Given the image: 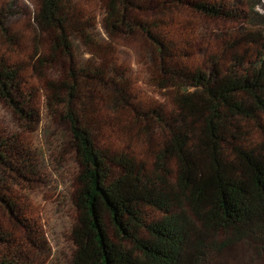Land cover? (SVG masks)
I'll return each mask as SVG.
<instances>
[{
	"label": "trees",
	"instance_id": "16d2710c",
	"mask_svg": "<svg viewBox=\"0 0 264 264\" xmlns=\"http://www.w3.org/2000/svg\"><path fill=\"white\" fill-rule=\"evenodd\" d=\"M98 1L97 12L83 0H0V98L37 117L36 108L20 107L32 95L24 71L29 66L39 78L46 65L60 69L45 83L44 103L69 127L81 167L72 264H202L215 235L264 234L260 0ZM23 3L31 6L36 43L17 58ZM196 16L222 21V44L209 45ZM141 82L174 106L149 102ZM111 112L130 115L145 135L159 133L156 170L146 172L116 147L107 132L117 131L108 125ZM33 161L21 139L0 134V204L12 214L20 205L2 183L35 175ZM146 207L159 216L147 222ZM20 245L0 224V264H29Z\"/></svg>",
	"mask_w": 264,
	"mask_h": 264
},
{
	"label": "rangeland",
	"instance_id": "374dc122",
	"mask_svg": "<svg viewBox=\"0 0 264 264\" xmlns=\"http://www.w3.org/2000/svg\"><path fill=\"white\" fill-rule=\"evenodd\" d=\"M84 6L91 11H99L98 0H83ZM24 11L16 19L21 42L20 54H30L32 45L36 43V30L31 24V14L28 3H23ZM257 13H264V0L256 7ZM200 27L210 38L209 45L222 44L227 37V31L218 20H206L195 17ZM41 48L40 52L46 47ZM127 55V52L125 51ZM135 71L142 69L133 65ZM39 78L28 66L26 74H31V101H19L22 109L38 110V116L31 118L21 114L18 109L5 103L0 98V134H14L30 148L35 175H17L6 177L2 183L5 197L20 205V212L12 214L4 203L0 204V224L6 226L20 243L29 264H72L76 245L72 236L73 227L79 225V211L73 199L81 185L78 181L81 167L74 148V139L69 127L62 122L55 111H49L44 100L47 90L45 83L57 79L59 66L44 67ZM139 92L151 103L162 102L166 108H171V96L158 92L151 86L138 83ZM31 111V110H30ZM130 115L111 112L108 125L115 126L117 131H108L116 147L126 148L137 158L146 172L156 170L157 157L163 148L161 136L153 131L145 135L140 130L141 124H135ZM107 127V126H106ZM260 134V133H259ZM77 197V196H76ZM147 222L157 218L159 214L146 207ZM106 231L112 237L115 235V225L106 215ZM213 240L210 254L202 264H264V234L256 233L252 237L233 239L229 234L220 233ZM131 246L130 244H127Z\"/></svg>",
	"mask_w": 264,
	"mask_h": 264
}]
</instances>
